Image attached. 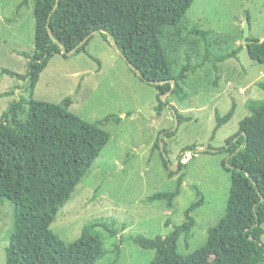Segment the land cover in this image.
<instances>
[{
  "label": "rangeland",
  "instance_id": "obj_1",
  "mask_svg": "<svg viewBox=\"0 0 264 264\" xmlns=\"http://www.w3.org/2000/svg\"><path fill=\"white\" fill-rule=\"evenodd\" d=\"M21 1L0 0V70L24 73L29 59L23 53H32L35 48L34 3L18 11ZM248 14L249 38L263 40L264 0L194 1L183 16L180 35H171L168 39L172 59L177 68L181 67L186 63L187 51L192 65L204 62V42L191 33L192 28L211 31V54L202 69L188 73L183 102L174 100L171 92L164 96L165 101L160 95L168 103L160 114L156 109L160 104L158 90L142 82L100 34L93 35L84 52L51 58L40 74L34 99L60 103L70 97V110L89 122L109 115L119 118L118 122L113 119L103 125L111 134L109 142L51 226L65 242L79 238L84 225L95 220L105 225L98 228L105 233L108 250L97 264H149L155 252L123 238L140 234L154 238L171 233L186 220L188 207L200 199L197 186L205 202L192 213L197 224L189 246L184 236L178 245L180 252L188 254L206 243L208 229L225 213L231 173L223 165L227 153L205 151L209 146L214 149L224 146L227 138L239 130L241 119L249 115V101L264 99L263 91L256 84L264 79V64L251 59L243 40ZM239 47L242 48L237 57L219 64L217 72L211 64L214 57ZM16 84L13 96H0V115L13 99L25 92L26 84L6 74L0 75L1 94ZM233 101L237 104L235 115L214 135L216 112L225 115ZM175 107L186 117L182 122L173 114ZM165 129L174 132L165 138L174 175H170L159 150L154 148ZM193 144L196 151L182 153ZM180 161L186 163L183 170L179 169ZM175 166L177 169L173 170L171 167ZM183 173L182 191L172 207L166 202L149 200L157 192L174 190ZM13 219L14 204L8 200L0 203V264H6L5 248L10 241Z\"/></svg>",
  "mask_w": 264,
  "mask_h": 264
},
{
  "label": "trees",
  "instance_id": "obj_2",
  "mask_svg": "<svg viewBox=\"0 0 264 264\" xmlns=\"http://www.w3.org/2000/svg\"><path fill=\"white\" fill-rule=\"evenodd\" d=\"M194 1L22 0L18 5L20 11L34 3L35 48L32 53H23L29 59L24 73L0 70V75L26 83L25 92L13 99L0 115V203L8 200L14 204L13 229L5 248L6 264H97L108 253L105 233L98 228L105 227L103 223L87 222L79 238L70 243L51 226L109 142L111 134L103 125L113 119L118 122L119 118L109 115L89 122L70 110V97L60 103L34 99L40 74L51 58L59 54L66 57L73 49H76L73 56L86 51L95 33L113 46L108 39L111 34L119 52L113 48L142 77L129 65L130 70L158 90L160 104L156 109L160 114L168 105L160 95L171 92L174 100L183 102L188 73L202 69L211 54V31L192 28L191 33L204 42V62L192 65L187 51L186 63L181 67L177 68L172 59L168 39L180 35L183 16ZM247 18L250 22L249 14ZM248 40L246 48L251 59L264 64V39ZM241 48L214 57L212 66L219 72L218 65L237 57ZM217 80L218 76L215 85ZM256 84L264 93V79ZM16 87L17 84L0 96H13ZM248 109L249 115L241 119L239 130L227 138L224 146L218 149L209 146L205 151L228 154L223 165L231 173V188L223 217L208 229L204 245L188 254L180 252V238L184 236L188 247L197 224L192 213L205 202L204 194L195 186L200 199L188 207L186 220L171 233L154 238L141 234L123 238L145 250H153L155 256L149 264H264V99L249 101ZM173 110L179 122L186 119L179 109ZM236 110L233 101L225 115L216 112L214 135L233 118ZM173 134L169 129L161 131L154 146L170 175L174 172L170 169L165 138ZM160 140L164 142L163 148ZM196 149L195 144L189 145L182 153ZM186 167L180 161L179 169ZM184 179L185 173L178 177L174 190L157 192L149 200L166 202L172 207L181 194Z\"/></svg>",
  "mask_w": 264,
  "mask_h": 264
},
{
  "label": "water",
  "instance_id": "obj_3",
  "mask_svg": "<svg viewBox=\"0 0 264 264\" xmlns=\"http://www.w3.org/2000/svg\"><path fill=\"white\" fill-rule=\"evenodd\" d=\"M56 8V7H55ZM243 40H244V45H247L250 41L248 40V38H249V36H250V22H249V20L248 19H246L245 20V22H244V27H243ZM50 32V34L52 35V33H51V31H49ZM108 39H109V41H110V43L115 47V49L119 52V50H118V48H117V46L114 44V41H113V38H112V36H111V34H108ZM59 43V42H58ZM59 45H60V47L63 49V51L65 52V49H64V46L61 44V43H59ZM76 51V49H73L70 53H68L69 55L70 54H72V53H74ZM130 65V67L132 68V69H134L135 71H136V73H137V75L139 76V77H142V74H141V72L137 69V68H135L134 66H132L131 64H129ZM153 83V82H152ZM161 83H163V82H154L153 84H161ZM172 83H173V86L172 87H174L175 86V83H174V81H172ZM169 93V92H168ZM167 93H165V94H162V99L164 100V96L166 95ZM165 101V100H164ZM173 112L175 113V110H173ZM176 117V120H178V118H177V116H175ZM161 147L163 148V141L161 140ZM205 149H200V151H204ZM173 170H176L177 169V166H175V167H171ZM175 168V169H174Z\"/></svg>",
  "mask_w": 264,
  "mask_h": 264
},
{
  "label": "clouds",
  "instance_id": "obj_4",
  "mask_svg": "<svg viewBox=\"0 0 264 264\" xmlns=\"http://www.w3.org/2000/svg\"><path fill=\"white\" fill-rule=\"evenodd\" d=\"M251 26V25H250ZM251 28V27H250ZM246 46V45H245Z\"/></svg>",
  "mask_w": 264,
  "mask_h": 264
}]
</instances>
